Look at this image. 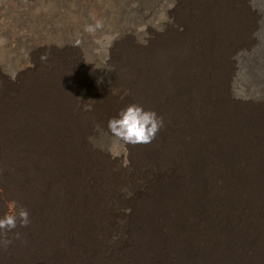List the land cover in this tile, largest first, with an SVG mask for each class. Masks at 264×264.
Returning a JSON list of instances; mask_svg holds the SVG:
<instances>
[{"label": "bare ground", "instance_id": "6f19581e", "mask_svg": "<svg viewBox=\"0 0 264 264\" xmlns=\"http://www.w3.org/2000/svg\"><path fill=\"white\" fill-rule=\"evenodd\" d=\"M263 119L264 0H0V264H264Z\"/></svg>", "mask_w": 264, "mask_h": 264}, {"label": "rangeland", "instance_id": "374dc122", "mask_svg": "<svg viewBox=\"0 0 264 264\" xmlns=\"http://www.w3.org/2000/svg\"><path fill=\"white\" fill-rule=\"evenodd\" d=\"M245 1L248 2L249 0H245ZM177 13H179V10L177 11ZM258 19H259V20H258ZM258 19H257L255 22H253L254 24L252 23V27L250 28L251 30L249 29L250 31L246 32L247 35L245 36V39H246V40L250 39V40H251L253 43H255V44H257V39L255 38V37H256L255 32H256V30L258 29V28H256V27H259V24H260V22H261V18H260V16H259ZM173 24H175V23H174V20H173ZM255 26H256V27H255ZM247 27H248V26H247ZM215 28L217 29L218 27L215 26ZM254 28H255L256 30H255ZM175 29H176L177 31H179V32H184V29H183L182 26H179L178 29H177V28H175ZM252 33H253V34H252ZM226 35H227V34H226ZM220 36L225 37L224 34H220V35H216L215 38H216V37H220ZM234 36H236V35H234ZM240 38H241V36H240ZM192 40H193V42H194V39H192ZM241 40H242V38H241ZM250 40H248V41H250ZM254 41H255V42H254ZM239 43H240V42H239ZM185 44H187V43H185ZM194 44H196V43L194 42ZM197 45H198V44H197ZM253 45H254V44H253ZM251 47H252V46H251ZM251 47H250V48H251ZM171 48H172V47H171ZM242 49H243V47H242ZM194 50H195L194 52H196V53L193 54V53L191 52V54H190V52H189L190 50H189V51L187 52V54L190 56V58L193 57L194 59H196V60L194 61V63H195V62L198 61V55H196V54H197V50H196V49H194ZM240 50H241V48L239 47V51H240ZM171 53H172V52H171ZM163 54H164V53H163ZM163 54H161V57H163V56H162ZM235 54H236V55L239 54V53H238V50L235 52ZM236 55H235V56H236ZM237 56H238V55H237ZM199 57H200V56H199ZM235 59H236V60H235L236 62H235V61L233 62V66H232V70H233V71H232V74H231V77H233V78L230 77L232 83L230 82V84H229V89H230V90L227 91V92H228L227 94H232V93H233V94H234V93H235V94H238V93L233 89V80H232V79H235V77L240 73V69H241V68L239 67V63L237 62V61H238V57H236ZM236 65H237V66H236ZM233 67H234V68H233ZM165 69H166V70H165L164 72L170 74L171 72H172V73H175V71H176L178 68L176 69L175 66H174V67L172 68L173 70H172L171 68H170V69H169V68H165ZM235 73H236V74H235ZM237 73H238V74H237ZM234 74H235V75H234ZM164 76H165V75H164ZM164 76L161 75L162 78H164ZM166 79H167V77L164 78V81H163V79H161V80H162L161 83L163 84V86H164L165 88H166V86H167V85H165V83H166V81L168 82V79H169V78H168L167 80H166ZM163 82H164V83H163ZM168 83H169V82H168ZM170 83H171V82H170ZM170 83H169V84H170ZM169 84H168V85H169ZM213 92H214V91H212V93H213ZM172 94H173V93H172ZM138 104H139V103H138ZM263 120H264V119H263ZM260 140H261V139H258V141H257V142H258V143H257V146L260 145V144H263V143H264V142H262V140H261V141H260ZM262 188L264 189V187H262ZM262 188H261V190H262L261 192H264V190H263ZM243 251H244V252H243ZM247 251H249V250H247ZM241 252H243V253H242L243 256H245V255L247 254L246 250H244V249H242ZM263 256H264V253H263ZM261 257H262V256H261Z\"/></svg>", "mask_w": 264, "mask_h": 264}]
</instances>
